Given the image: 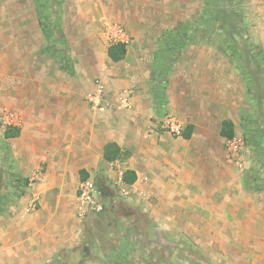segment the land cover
I'll return each instance as SVG.
<instances>
[{
	"label": "crops",
	"instance_id": "crops-1",
	"mask_svg": "<svg viewBox=\"0 0 264 264\" xmlns=\"http://www.w3.org/2000/svg\"><path fill=\"white\" fill-rule=\"evenodd\" d=\"M127 2L121 6L120 19L128 37L126 58L118 63L108 58L119 67L112 74L100 72L105 74L106 93L102 84L97 85L103 86V100L108 104L105 111L87 100L94 85L80 65L68 74L48 51L36 0H16V12L10 9L1 15V74L11 83L30 85L31 91L10 101L22 113L24 125L5 127L20 129L11 145L22 195L0 214V264H105L89 259L84 252V219L88 215L79 213V183L92 178L96 193L104 192L108 183L121 192L120 174L124 178L126 171H132L136 181L122 185L133 209L130 218L136 225L138 219L154 218L167 227L165 218L174 212L173 199L192 197L201 190L196 176L199 159L213 160L215 154L222 157L226 142L220 135L222 122L233 121L236 133L241 126L247 102L241 88L244 76L238 62L216 60L215 45L195 40L178 45L163 103L153 95L163 35L199 20L205 0ZM136 3L144 4L143 15L131 14ZM254 4L263 29L264 0ZM124 100L127 107L122 105ZM167 114L177 117L184 127L193 125L192 137L184 139L160 130L159 122ZM206 132L216 133L221 140L192 139ZM110 143L128 156L106 161L104 151ZM25 179L26 186L22 184ZM151 198L156 199L155 204ZM176 202L188 207L185 199ZM204 212L207 216L215 213L211 208ZM117 255H112L113 261L120 260Z\"/></svg>",
	"mask_w": 264,
	"mask_h": 264
},
{
	"label": "rangeland",
	"instance_id": "rangeland-1",
	"mask_svg": "<svg viewBox=\"0 0 264 264\" xmlns=\"http://www.w3.org/2000/svg\"><path fill=\"white\" fill-rule=\"evenodd\" d=\"M36 1L43 17L50 20L47 24L52 36L47 48L55 61L60 64L65 56L73 70L78 63L91 78L94 90H89L87 100L99 83L106 93L105 74L100 72L112 74L119 67L108 59L107 50L113 41V29L126 32L120 19L121 6L127 5V0ZM254 1L205 0L199 20L190 26L194 30L180 42L215 45L216 60L239 63L244 76L242 95L247 102L236 133L238 149L230 152L223 141L222 157L215 154L213 160L199 159V174L195 175L201 190L192 197L173 199L174 212L165 218L167 227L154 218L138 219L136 225L129 215L133 210L129 194L108 183L110 187L106 185L104 192L96 193L103 211L84 219L83 246L89 259L105 264H264V28ZM135 8L131 14L145 13L144 4L136 3ZM10 9L16 12V0H0V26L1 15ZM164 48L161 45L157 54V68H168L164 70L167 80L178 47H167L173 53L172 62L164 59ZM153 79L157 77L153 75ZM30 87L11 83L0 71V214L15 204L20 194L14 174V141L5 137L2 117L17 112L21 115L20 128L24 125L22 113L10 101L31 91ZM192 139L221 140L214 132L200 133ZM100 181L107 184L105 178ZM181 199H185L186 209L177 205ZM151 201L156 203V199ZM208 208L215 213L207 216L204 210ZM112 255L120 260L113 261Z\"/></svg>",
	"mask_w": 264,
	"mask_h": 264
},
{
	"label": "trees",
	"instance_id": "trees-1",
	"mask_svg": "<svg viewBox=\"0 0 264 264\" xmlns=\"http://www.w3.org/2000/svg\"><path fill=\"white\" fill-rule=\"evenodd\" d=\"M38 2V1H37ZM38 5L40 6V3L38 2ZM40 19H41V27L43 30V33L47 40L51 39L52 36V28L48 26V22L50 21L48 18H44L43 14L40 11ZM190 29V26H187L185 28H180V29H175L172 31H168L163 35L162 39V45H165L164 51H163V56L164 59L172 60L174 59L172 57V52L170 51L169 46H174L177 47L178 45L180 46V43L182 40L183 42L186 41L189 38V32L188 30ZM189 43V42H187ZM178 46V47H179ZM127 55V44L123 42H118V43H113L108 47L107 50V56L108 58L114 62L118 63L126 58ZM157 64L154 68V74L157 77L156 83L154 84L153 87V95L155 100L158 103H163L164 97H165V86H166V78H165V73L164 70L168 69L167 67L164 68H157ZM61 67L63 68L64 71H66L68 74H73V68L70 66L69 59L64 58L60 62ZM170 67V66H169ZM194 131V126L193 125H187L184 127L183 132H182V137L184 139H190L192 137ZM20 135V129L19 128H12L9 127L7 128L5 132V137L7 139L15 138ZM220 135L226 139H233L236 136V131H235V124L233 121L226 119L222 122L221 124V130H220ZM127 157L128 153L123 152L121 148L115 144V143H110L106 146L105 151H104V158L108 162H113L121 157ZM82 178H85L84 176ZM124 181L125 183L132 184L136 181V175L132 171H126L125 176H124ZM28 181L22 180V184L26 186ZM20 192L18 198L22 195V191Z\"/></svg>",
	"mask_w": 264,
	"mask_h": 264
},
{
	"label": "built area",
	"instance_id": "built-area-1",
	"mask_svg": "<svg viewBox=\"0 0 264 264\" xmlns=\"http://www.w3.org/2000/svg\"><path fill=\"white\" fill-rule=\"evenodd\" d=\"M113 40L111 44L123 42L128 43L126 32L122 28H115L110 35ZM131 94V93H129ZM103 86L100 85L96 92H94L88 98L89 103L92 107L99 109L100 111H105L108 104L103 100ZM123 107L128 106V102L124 100L122 102ZM5 126H14L13 124H19L20 120L19 116L14 112H7L2 117ZM159 126L163 131L171 133L175 137H182V132L184 129V125L172 114H167L163 117V119L159 122ZM227 149L230 152H236L238 149L236 136L233 139L226 140ZM118 183L121 187V193H125L122 185L124 184L123 173L120 174ZM97 191V184L94 179L87 178L82 180L78 186V198L80 200L79 213L81 217H86L91 213H100L103 211V204L98 202L95 198V194ZM136 193V189L132 190ZM37 199L33 200L31 207H35Z\"/></svg>",
	"mask_w": 264,
	"mask_h": 264
}]
</instances>
